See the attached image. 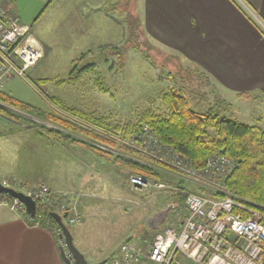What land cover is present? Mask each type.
<instances>
[{"label":"rangeland","instance_id":"1","mask_svg":"<svg viewBox=\"0 0 264 264\" xmlns=\"http://www.w3.org/2000/svg\"><path fill=\"white\" fill-rule=\"evenodd\" d=\"M168 1L52 0L47 4L48 0H14L12 4L22 22L31 26L40 52L35 66L22 76L13 74L4 81L2 89L14 100L38 110L26 113L3 105L20 115L19 119H12L9 113L0 114V131L4 134L0 137V179L7 180L5 186L23 193L27 188L20 187L21 181L28 182L29 187L36 183L46 184L54 193L53 198L57 193H63L66 211L79 217L68 228L87 264L110 258L119 253L122 243L137 242L139 237L151 234L145 231V220L167 206L170 193L169 189L153 186L132 187L128 168H116L83 147L78 146L76 150L47 145L36 135L35 128L40 124L50 126L42 113L55 108L50 96L59 97L69 105L96 111L111 122L126 123L135 120L146 108L163 113L162 92L168 86H177L184 89L190 107L198 112L215 107L222 114L233 115L246 123L259 122L264 127V97L259 95V90H249V99L237 98L232 91L216 84L210 73L194 62L196 50L200 49L196 39L210 41L203 51L210 50L213 42L211 25L204 24L202 27L207 26L210 31L199 36L196 29L194 32L193 24H187L185 16L180 17L179 8L167 4ZM99 4L101 8L97 9ZM0 7L13 14L10 7L4 4ZM258 30L263 33L260 28ZM104 43L136 44L146 50L155 65L138 50L129 48L123 69L109 68L113 57L106 63L96 62V71L109 87L107 93L94 87V75L89 70L71 84L57 83L67 76L72 59L87 48L97 50V45ZM261 83L264 87V77ZM217 98L230 106L215 105ZM7 130L11 133L5 134ZM167 166L178 170L170 164ZM161 179L164 180L162 173ZM9 199L11 201V197ZM36 202L42 201L37 199ZM43 202L53 210H60L47 199ZM5 206L20 213L11 205ZM20 215L24 217L22 213ZM31 217L39 218V223L47 227L52 228L54 223L42 219L37 211ZM172 219L166 217L162 225L173 223ZM181 259L182 264H189L185 258Z\"/></svg>","mask_w":264,"mask_h":264},{"label":"trees","instance_id":"2","mask_svg":"<svg viewBox=\"0 0 264 264\" xmlns=\"http://www.w3.org/2000/svg\"><path fill=\"white\" fill-rule=\"evenodd\" d=\"M51 1L48 0L47 4ZM11 15L23 23L18 16ZM27 25L31 32V26ZM126 42L128 43V41ZM96 48L97 50L87 48L72 59L67 76L57 80V83L71 84L78 79L79 75L89 70L94 75V87L99 92L107 93L109 87L103 82L100 73L96 71V62L102 60L106 63L109 57H113L110 60L109 68H115V71L123 69L126 52L129 48L138 50L146 60L155 65L153 58L146 53V50L136 44L104 43L97 45ZM194 68L196 67L194 66ZM200 73H204V71L200 70ZM41 80L46 81L47 79L42 78ZM183 90L181 87L168 86L160 96L165 107L163 113L146 108L139 112L135 120L126 123L111 122L107 116L96 111L69 105L59 97L50 96L49 100L55 108L51 112H42L44 121L50 126L40 124V126H36L35 133L51 147L57 145L78 150V146H80L94 155L101 156L106 163L109 162L116 168H128V176L142 174L149 180L164 183V187L157 189H169L170 195L166 205L173 204V207L168 211L166 217L170 221L177 213H179V217L187 213L185 198L191 192L213 197L228 195L238 204L264 213V127L259 122L246 123L233 115L222 114V111L216 110L215 107L198 112L190 107ZM250 95L249 92H238L235 96L248 99L251 97ZM3 105L26 113L38 110L30 104L14 100L1 87L0 114L9 113L12 119H19L20 114L8 111ZM215 105L230 106L228 102L220 98L215 100ZM21 118L25 117L21 116ZM143 125L147 126L162 144L186 155L196 168H202L208 156L222 150L226 156L235 161V166L230 174L222 180L224 189L216 191V189L208 188L203 182L197 183L196 180L186 177L178 170L127 144L130 140H136ZM8 133H11V130H7L5 134ZM2 135L4 134L1 130L0 137ZM134 144L139 145L135 141ZM161 173L164 180L161 179ZM200 183L203 184L200 185ZM18 184L21 188L29 187L26 181H21ZM36 211L42 219L54 222L51 216L54 210L44 202H36ZM172 221L179 223L176 219H172ZM145 231L150 232L151 230L147 229L145 225ZM261 264H264V253Z\"/></svg>","mask_w":264,"mask_h":264},{"label":"built area","instance_id":"3","mask_svg":"<svg viewBox=\"0 0 264 264\" xmlns=\"http://www.w3.org/2000/svg\"><path fill=\"white\" fill-rule=\"evenodd\" d=\"M40 45L30 32L27 24L20 23L16 17L0 7V88L2 83L13 74L23 75L35 66L39 60ZM136 140L127 144L140 151L170 164L186 177L203 181L212 189L223 190L222 180L235 166V161L221 150L206 158L202 168L194 167L189 158L161 143L147 126H142ZM134 141L139 143L135 145ZM129 183L136 189L148 186L162 188V182L147 179L142 174H130ZM0 184L7 185L5 179ZM24 194L33 201L47 199L56 204L54 210L62 217L66 225L79 220L67 205L61 194L49 190L46 184L27 187ZM2 195L1 203L11 205L34 225L39 218L33 219L24 210L23 203L17 198ZM187 213L176 216L179 223L161 225L151 230L149 235L139 237L137 242L122 243L119 253L107 258L103 264H182L181 258L189 264H261L264 253V213L238 204L231 196L213 197L188 193L185 198ZM64 212V213H61ZM174 219V220H175ZM47 226V225H46ZM49 227L57 237L61 248H66L60 226L54 221ZM184 263V262H183Z\"/></svg>","mask_w":264,"mask_h":264},{"label":"crops","instance_id":"4","mask_svg":"<svg viewBox=\"0 0 264 264\" xmlns=\"http://www.w3.org/2000/svg\"><path fill=\"white\" fill-rule=\"evenodd\" d=\"M13 1L3 0L0 4L10 7L22 22L12 6ZM175 1L166 3L179 8L180 17L185 16V22L193 24L199 36L210 31L207 26L202 27L204 24L211 25L210 50L203 51L210 41L196 39L200 49L196 50L194 62L234 96L238 92L259 90V95L264 97L261 83L264 77V0ZM96 8L100 9V4ZM258 28L263 33L260 34ZM0 264L64 263L56 236L49 227L34 225L13 208L0 203Z\"/></svg>","mask_w":264,"mask_h":264},{"label":"water","instance_id":"5","mask_svg":"<svg viewBox=\"0 0 264 264\" xmlns=\"http://www.w3.org/2000/svg\"><path fill=\"white\" fill-rule=\"evenodd\" d=\"M7 194L11 197L18 198L25 206L26 212L30 216H34L36 211V203L26 194L21 191L15 190L11 187L0 184V194ZM173 207V204H168L166 207L155 211L149 215L145 220V225L149 230L158 229L164 222L168 211ZM52 218L60 226L65 240L67 252L63 248H59L60 256L64 264H87L84 255L75 246L73 237L68 226L63 222L62 217L65 214L59 215L57 212L51 213ZM104 259L96 261L92 264H103Z\"/></svg>","mask_w":264,"mask_h":264},{"label":"bare ground","instance_id":"6","mask_svg":"<svg viewBox=\"0 0 264 264\" xmlns=\"http://www.w3.org/2000/svg\"><path fill=\"white\" fill-rule=\"evenodd\" d=\"M5 194V193H4ZM6 196H8V197H11V196H9V195H7V194H5ZM11 198H14V197H11ZM18 199V198H17ZM35 202V201H34Z\"/></svg>","mask_w":264,"mask_h":264}]
</instances>
